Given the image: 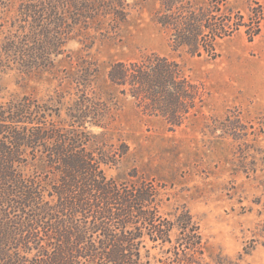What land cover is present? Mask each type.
Wrapping results in <instances>:
<instances>
[{
	"label": "rangeland",
	"instance_id": "1",
	"mask_svg": "<svg viewBox=\"0 0 264 264\" xmlns=\"http://www.w3.org/2000/svg\"><path fill=\"white\" fill-rule=\"evenodd\" d=\"M122 1V6L114 3L110 8L106 0H0V104L24 95L41 102L52 99L66 121L67 109L83 104L82 93L96 108L106 104L101 119L106 129L86 122L88 129L94 134L106 131L111 142L120 139L129 147L117 166L104 168L106 176L152 183L161 199L159 213L168 219L189 211L199 224L208 263L264 264V135H259L264 21L251 42L243 28L217 40L218 57L211 60L184 51L170 53L168 33L154 22L156 0ZM255 1L230 0V5L247 21ZM73 4L84 13L82 7L92 5L88 17L75 18ZM260 4L264 13V1ZM57 19H62L61 54L51 56L53 66L34 67L39 50L25 39L28 35L34 40L42 28L57 27ZM18 46L21 51H14ZM150 52L171 54L191 82L203 85V107L173 130L160 117L142 115L132 98L114 91L107 81L111 64ZM90 67L89 84L78 86ZM232 131L240 139L234 140ZM158 252L152 249L151 257Z\"/></svg>",
	"mask_w": 264,
	"mask_h": 264
},
{
	"label": "trees",
	"instance_id": "2",
	"mask_svg": "<svg viewBox=\"0 0 264 264\" xmlns=\"http://www.w3.org/2000/svg\"><path fill=\"white\" fill-rule=\"evenodd\" d=\"M260 1L249 8L246 21L230 0H156L154 22L168 33L171 54L184 51L214 60L217 40L242 28L249 42L261 33ZM114 3L123 1L105 5ZM91 7L83 6L84 13L76 5L73 16L87 18ZM57 20V27L42 28L34 40L24 36L40 51L34 67L53 66L51 56L61 54L62 19ZM171 54L146 53L113 63L107 72L114 91L132 98L142 115L160 117L169 130L196 117L205 96L203 85L191 82ZM84 70L76 83L86 88L92 70ZM82 99L77 109H67V121L52 99L24 95L0 104V264H210L189 211L168 219L159 213L161 199L152 183L106 176L104 168L117 166L129 147L120 139L111 142L106 131L88 129L86 122L106 129L101 119L108 106L96 108L84 93ZM229 134L240 139L234 131ZM259 135H264V115ZM152 249L158 257H151Z\"/></svg>",
	"mask_w": 264,
	"mask_h": 264
}]
</instances>
